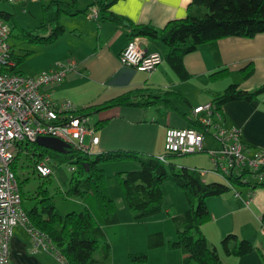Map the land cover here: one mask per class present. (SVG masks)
Segmentation results:
<instances>
[{"label":"crops","instance_id":"crops-1","mask_svg":"<svg viewBox=\"0 0 264 264\" xmlns=\"http://www.w3.org/2000/svg\"><path fill=\"white\" fill-rule=\"evenodd\" d=\"M98 1L110 0H91L81 9L75 7L73 12H63L68 18V26L59 21L63 33L48 44L49 55L42 63L45 66L33 74L57 68L58 65L67 66L59 82L45 85L40 90L55 103L70 101L75 115H86L88 127L97 137V142L90 145L91 134H84L87 136L84 146L89 147L88 155L108 150H129L141 155L158 156L163 153L165 130L168 127H186L192 107L210 102L231 83L243 90H252L264 83V33L251 38L225 37L198 45L182 57L188 74V78L182 81L163 61L165 47L157 39L137 36L144 43L145 52H157L162 57L155 70L147 73L122 66L117 56L129 40L126 21L160 29L167 21L184 17L190 0H115L107 10L123 18L119 24L98 18L90 20L85 16L88 5ZM75 9L79 12L75 13ZM43 32L48 34L49 31ZM248 64L253 69L246 78H242L241 70ZM18 66L17 69L24 75ZM218 70L226 74L210 79L209 74ZM130 91H135L131 102L138 104L82 111ZM157 96L160 100L148 103ZM221 111L223 125L239 127L241 141L246 147L264 148V93L251 101L225 102ZM97 122L99 127L95 126ZM204 145L212 147L213 143L206 137ZM112 163L123 167H117L118 171L137 167L134 161ZM109 164L103 163L100 167L105 171L104 166ZM210 175L205 177V182ZM238 186H246L244 190L237 191L238 197L227 191L205 198L210 219L200 229L207 243L216 248L222 264H264V235L257 227L258 223H264V219L261 222L258 220L264 213V187L250 190L246 184ZM118 197L121 198L120 195ZM180 202L182 204V199ZM124 210L122 205L121 210L117 208L118 221L102 227L109 244V256L102 264H129L127 255L144 250L145 237L149 233L161 231L165 239H175L173 227L164 225L160 228L161 218L133 221ZM118 211H122L124 216L121 217ZM142 222L147 223L142 225ZM231 232L238 239L250 241L253 249L242 256L224 254L218 248L219 241ZM93 257L96 258V253ZM8 258L10 264H61L44 251L33 252L29 236L21 226L13 228ZM180 259L177 249L157 247L147 251L144 262L136 264H180Z\"/></svg>","mask_w":264,"mask_h":264},{"label":"trees","instance_id":"trees-1","mask_svg":"<svg viewBox=\"0 0 264 264\" xmlns=\"http://www.w3.org/2000/svg\"><path fill=\"white\" fill-rule=\"evenodd\" d=\"M114 1H98L88 7L96 5L98 19L119 24L123 18L107 10ZM49 2L57 6L51 19L54 21V26L51 28L50 24L47 26L46 23L40 22L36 30L32 28L24 32L29 40L43 45L51 44L63 33V26L58 22L59 13L68 12L61 6L74 8L76 4V0H49ZM74 12L79 11L75 9ZM0 19L4 22L13 19V23L15 22L14 16L4 11H0ZM126 22L129 25V39L134 36H144L157 39L163 44L165 47L163 61L171 68L177 79L182 81L188 78L182 64V57L195 50L198 45L225 37L251 38L258 33H264V0H190L184 17L169 20L160 29ZM40 30L49 32L47 36H41L38 35ZM10 33L11 27L9 35ZM27 54L28 52L19 56L11 52L14 66L9 70L22 74L17 66L22 63ZM252 69L251 64L246 65L241 70L242 78H246ZM223 74H226L223 70L214 71L209 74V78L215 79ZM134 92L120 94L102 104L84 108L82 111L86 109L99 111L113 106L138 104L131 102ZM262 93H264V83L252 90H243L237 84L231 83L211 102L223 118L221 111L223 103L236 100L251 101ZM158 100L160 98L157 96L155 100L148 103L154 104ZM187 120L186 127L201 130L196 121L191 118ZM95 126L99 127V122L95 123ZM21 153L29 161L32 170L37 161L52 154L62 156L66 161L75 163L77 166L79 179L74 178V183L70 181L66 192L85 196L86 202L80 210L60 214L49 200L50 197L45 190L40 191L42 197L38 199L39 207L34 204L28 210L23 209L29 223L47 236L63 255L67 264H102L108 258L109 244L102 227L118 221L117 207L110 194L111 188L116 186L119 190L121 200L130 212L131 220L141 221L161 210L163 196L160 184L167 177L164 165L166 157L185 155L164 152L165 161L162 162L157 159V156L141 155L129 150H108L88 155L76 147H71L68 153L59 154L40 147L34 142L20 141L16 144V153L10 165L13 173V163ZM124 160L136 162L137 168L117 172V175L113 177L107 176L100 167L103 163ZM169 168L171 180L181 189L188 204L187 209L182 213L170 216V222L175 230V239H165L161 231L147 234L145 249L129 253L128 263L144 262L148 250L162 247L177 249L181 255L180 264H222L216 248L207 243L200 227L210 219L205 198L219 196L230 188L220 181H201L197 171L200 167L191 169L180 167L177 171H173L171 164ZM72 178L73 175H71ZM246 185L250 186V190L257 187L255 183ZM262 219H264V213L261 215ZM219 248L226 255L242 256L249 253L253 245L246 239H238L234 233H227L220 239ZM95 251H97L96 258L93 257Z\"/></svg>","mask_w":264,"mask_h":264},{"label":"built area","instance_id":"built-area-1","mask_svg":"<svg viewBox=\"0 0 264 264\" xmlns=\"http://www.w3.org/2000/svg\"><path fill=\"white\" fill-rule=\"evenodd\" d=\"M85 16L96 20L97 7H88ZM8 36L9 28L0 19V264H10L8 246L15 226L23 227L33 252L44 251L61 264H67L47 236L29 223L21 207L18 185L10 165L20 141L34 142L38 136H50L87 153L89 147L81 145L83 135L91 134L90 145L97 142V137L88 127L86 115L74 114L70 101L55 103L40 90L45 85L59 82L67 66L58 65L34 76L10 71L14 61L10 56ZM143 44L137 36L129 39L117 56L118 62L136 71L151 73L162 62V57L157 52H145ZM190 114L201 130L168 127L164 134L163 153L204 152L211 168L197 170L203 182L211 174L232 188V183L247 184L241 181L246 174L253 177L255 185L264 186V148L246 147L241 141L240 128L223 125L221 114L211 101L192 107ZM206 137L213 143L212 147H205ZM163 153L157 156L162 162L165 161ZM48 161L49 157L44 156L34 164L33 171L40 177L49 176L52 169ZM232 192L235 197L239 196L236 190ZM258 220L261 222V217ZM260 232L264 235V229Z\"/></svg>","mask_w":264,"mask_h":264},{"label":"rangeland","instance_id":"rangeland-1","mask_svg":"<svg viewBox=\"0 0 264 264\" xmlns=\"http://www.w3.org/2000/svg\"><path fill=\"white\" fill-rule=\"evenodd\" d=\"M89 1L91 0H76V9H81L85 7ZM49 3V0H0V11L7 12L13 15L15 18L14 23L13 19H8L5 21L9 28V31L11 27V33L7 38V43L11 46L16 55L21 56L24 53L28 52V54L24 56V59L20 66H18L19 69L23 71L25 76L33 75L37 73L40 69H42V66H45L42 65V63L45 62L49 55L48 49L50 48H48V45L33 42L29 40V38L24 34V32H27L32 28L36 30L39 24H41L40 22L46 23L47 26L50 24L51 28L54 26V21L51 19L54 16L57 6L55 4ZM61 8L65 9L67 12H73L74 10L73 7L65 5L61 6ZM67 19L68 18L63 12L59 13L58 22L60 21L62 24L67 25ZM12 25H14V27H12ZM41 34L45 36L47 35V32H43V30L38 31V35ZM94 118L95 117L93 116L92 119ZM86 137L87 136H85L81 141V145L83 146L86 145ZM48 163L51 166L52 173L47 177L38 176L32 170L29 161L24 158L22 153L19 154V156L15 160V163H13V169L15 173L14 175L20 194L21 207L25 210H28L34 204L39 207L40 203L38 202V199L42 197L40 191L45 190L46 194L50 197L49 200L52 202L55 209L60 214H65L69 211L80 210L81 204L83 206L84 202H86L85 196H78L73 193L67 194L66 192L69 189L70 181H73L74 183V180L76 178L79 179V175H77L76 164L66 161L65 158L62 156H54L53 154L49 156ZM171 164L173 167V171H177L180 167H185L188 169L194 167L211 168V163L208 159V156L204 152H195L191 154L166 157L164 165L167 171V177L160 184V189L163 196L161 210L154 215L142 219V221H149L150 219L159 217L162 219V222L160 223V228H162L161 226L164 225L168 227H173L170 222V216L178 215L184 210H186L188 207L187 201L185 200L181 189L171 180V170L169 168V165ZM101 165L102 164H100V166ZM117 167L122 166H119V164L110 163L109 165L104 166V172L107 176L114 177L117 175V172H120L118 171L119 169H117ZM71 175H73L72 179ZM207 181L218 182L220 180L216 176L210 175ZM241 181L252 184L255 180L251 175L243 174V176L241 177ZM231 186L232 188L229 189V191L231 192L232 190H244V188L246 187L238 186V184L234 183H232ZM257 187L264 186L257 185ZM110 194L114 196L113 198L116 207L121 210L122 205V208L125 209L124 211H127V213L130 214V212L126 209L121 198L118 197L119 190L116 186L111 188ZM179 199H182V204ZM195 205L196 204H194V206ZM118 212L121 217L124 216V213L122 211ZM142 223V225H144V223L147 222ZM257 227L260 230L264 229V223H258ZM163 228H165V230L167 229V227ZM219 250L221 249L219 248ZM95 253H97V251H95L94 254Z\"/></svg>","mask_w":264,"mask_h":264},{"label":"water","instance_id":"water-1","mask_svg":"<svg viewBox=\"0 0 264 264\" xmlns=\"http://www.w3.org/2000/svg\"><path fill=\"white\" fill-rule=\"evenodd\" d=\"M40 147L53 151L59 154H65L70 151V145L61 141L58 138L50 137V136H38L35 141Z\"/></svg>","mask_w":264,"mask_h":264}]
</instances>
